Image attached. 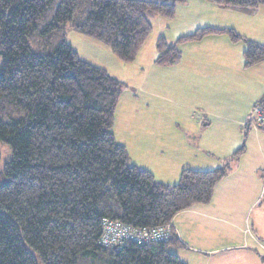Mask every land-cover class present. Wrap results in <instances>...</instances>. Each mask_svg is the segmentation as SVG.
Masks as SVG:
<instances>
[{
	"label": "trees",
	"instance_id": "1",
	"mask_svg": "<svg viewBox=\"0 0 264 264\" xmlns=\"http://www.w3.org/2000/svg\"><path fill=\"white\" fill-rule=\"evenodd\" d=\"M205 1L264 7V0ZM176 11L173 2L146 0H0V144L11 151L0 170V264H186L174 253L186 246L172 221L210 204L231 165L184 169L174 185L131 165L112 131L127 85L67 42L72 28L134 63L152 19L172 20ZM217 34L245 44L246 67L264 62V44L231 28L203 27L174 43L159 38L156 64L174 65L182 44ZM244 153L242 146L233 160ZM106 220L138 229L170 226V237L104 247Z\"/></svg>",
	"mask_w": 264,
	"mask_h": 264
},
{
	"label": "crops",
	"instance_id": "2",
	"mask_svg": "<svg viewBox=\"0 0 264 264\" xmlns=\"http://www.w3.org/2000/svg\"><path fill=\"white\" fill-rule=\"evenodd\" d=\"M194 1L201 5H206L204 4L205 2L210 3L205 0H203L205 2ZM156 23L162 24L160 22ZM185 23L184 27L189 28V30L196 28L194 29L195 31L205 26L220 29L234 27L233 22H204L202 25H200V22ZM155 24L153 23V27ZM259 29L264 31V22H260ZM194 30L188 31L187 35L193 34ZM182 31L180 30L179 32L181 33ZM160 36H165L168 39L166 34ZM157 39L153 44L152 50H150L149 57L144 51L140 50L138 53L139 58L143 57L148 60L145 62L146 75H149L155 69H160L159 65L156 64ZM168 40L171 41V39ZM180 47H185V50L188 49L186 53L182 52L180 61L174 65L164 67L173 68L177 65L179 81L195 85L197 88L204 87L208 90H220L229 95V97L225 95L217 96L216 101H213V106L219 105L222 112L225 111L226 114H229L226 115L224 113L227 117L214 118L206 113L201 106L197 107V109H200L194 115L192 113L186 118L175 116L183 121H189V126L185 131L195 133L191 128V124L205 127L209 126V123L224 121L225 124L228 122L234 125V129L237 128L236 131L241 134L246 129L248 132L251 130L255 131L254 134L260 133L262 130L249 129L245 126V123L252 118L254 105L264 98V84L261 82L257 83L258 80L255 82L254 76L258 71L264 70V62L252 67H246L241 52L244 48L239 43H232L228 36L224 34L210 35L199 41L184 43ZM114 78L118 79V77ZM118 80L125 83L123 79ZM149 84L146 81L142 88L144 89L142 93L145 95V100L142 104L134 102L130 106V112L134 109H138L136 110L138 113L140 111L144 112L143 121L145 125L151 124V122L165 124V122L170 120L174 121L172 119L173 116L167 114L171 102L167 99L168 85L163 84L162 80H156L153 84ZM231 91H245V95L242 96L241 100H232ZM186 108L188 107H182L185 110ZM232 108L236 109V113L232 111ZM201 131L202 128L198 130L199 133L197 134L201 135ZM114 136L116 141L126 148L128 156L131 147L133 148V153L143 155H147L145 152L151 151L154 152L153 154H158L160 152L159 148L162 147L171 152L177 150L175 147L176 143L172 141L170 135L167 136L164 132L159 135L145 130L137 133L133 132L128 143L119 141L116 133H114ZM262 153V158H264V151ZM262 158H259V163L261 164L264 162ZM134 166L151 171L158 182L169 184L168 181H163L161 177L158 179L151 168L138 164ZM238 166V168L230 172L231 174L229 175L231 176L227 177L228 180L224 179L217 186L210 204L195 205L179 213L172 221L175 234L186 246V248H177V252L174 253L186 264H264V235L259 233V229L255 230L256 232L253 229L250 230L249 219H247L250 210L261 202L260 193L256 192L259 188L256 183V170L258 167H242L241 173H238L239 168H241L240 164ZM194 168L195 170H211ZM182 170V167L176 170L178 178ZM172 177L174 178V176ZM236 187L238 190L235 189ZM241 216H244V227L239 226ZM178 251H186L189 256L186 259H182Z\"/></svg>",
	"mask_w": 264,
	"mask_h": 264
},
{
	"label": "rangeland",
	"instance_id": "3",
	"mask_svg": "<svg viewBox=\"0 0 264 264\" xmlns=\"http://www.w3.org/2000/svg\"><path fill=\"white\" fill-rule=\"evenodd\" d=\"M146 1H156L160 3L173 2L177 9L176 16L172 20H168L161 16L152 19V24H155V22H160L162 24L156 23L154 25L152 33L143 48L140 49L146 52L148 57L158 36L159 39L161 38L160 35L166 34L171 41L165 36L162 37L174 43L178 38L187 35L188 31L191 32L196 29L193 28V30H189V28L184 27L186 24L185 22H200V25L204 22H233L234 27L231 29H234L238 34L247 39L257 40L264 44V31L259 29L260 22H264V7L256 11H248L239 9H220L203 0L200 1L205 2L204 4L206 5L198 4L194 0ZM180 30L183 31L180 33ZM67 42L78 53L82 60L105 68L111 76L113 75L125 81L128 90L126 88L121 96L119 107L116 111L114 127L112 129V131L117 134L119 141H126V143H128L130 142L129 140L133 132L137 133L138 131L145 130L155 132L157 135L164 132L167 136L170 135L172 141L176 143L175 147L177 150H173V152L162 147L159 148L160 152L158 154H153L154 152L151 151L145 152L147 155L133 153V148L131 147L132 149L130 148L129 152L131 165L138 164L149 167L154 171L158 179L161 177L163 181H168L171 185L179 181L181 173L178 178L176 170L178 168L181 169V167L183 170L184 168L195 169L194 167L213 170L230 164L232 167L230 172H232L238 168L240 164L241 168H239L240 170L238 173H241L242 167H258L256 170V183L259 188L256 192L260 193L259 198L261 202L250 210L247 219H249L250 230L253 229L254 232H256L255 230L259 229V233L264 235V231L262 232L264 229V162L262 164L259 163V158L263 157L262 151H264V130L258 134H254L255 131L251 130L248 132L246 129V131L241 134L236 131L237 128L234 129V125L228 122L225 124L224 121H217L209 123V126L205 127L191 124V128L195 133H190L185 131L189 126V121H183L177 118L179 116L186 118L192 113L194 115V113H197L200 109H197L198 106H201L206 113L214 118L227 117L225 116L226 112L224 110V112H222L219 105L216 107L213 106V101H216L217 96L225 95L229 97L228 94L220 90H208L204 87L197 88L195 85L179 81L177 65L173 68L159 66L160 69H157L158 71L155 69L152 73L146 75L145 62L148 61L147 59L143 57L139 58L138 56L136 59L137 61L134 63H124L112 53L109 47L84 35L78 34L72 28L68 29ZM239 44L244 48L241 51L243 55L246 48L245 44L243 42H239ZM179 48L183 53H186L188 50H185V47ZM254 76L255 82L258 80L257 83L261 82L264 84V70L258 71ZM251 79L253 78L251 77ZM156 80H162L163 84L168 85L167 99L171 102L167 114L173 116L172 119L174 121L170 120L169 122H165V124L151 122V124L145 125L143 121L144 112H136L138 109H134L130 112V106L134 102L142 104L145 100V95L142 93L144 89L142 88L146 81L148 84H153ZM244 95L245 91H233L231 98L232 100H241ZM182 107H188L189 109L186 108L185 110L182 109ZM232 111L236 113L235 108H232ZM200 128H202L201 135L197 134ZM242 146L245 147L244 155L239 160L234 161V153ZM0 151L2 153L0 170H2L5 163L11 157V151L6 144H0ZM230 172L229 174H231ZM229 174L227 177L231 176ZM169 176L171 177L168 179ZM172 176H174V178ZM227 177L225 180H228ZM235 189L238 190L237 187ZM260 212L262 213L260 214ZM239 226H245L244 216H241ZM175 250L174 252H177V249ZM178 253L182 259H186V257L189 256V253L186 251H178Z\"/></svg>",
	"mask_w": 264,
	"mask_h": 264
},
{
	"label": "built area",
	"instance_id": "4",
	"mask_svg": "<svg viewBox=\"0 0 264 264\" xmlns=\"http://www.w3.org/2000/svg\"><path fill=\"white\" fill-rule=\"evenodd\" d=\"M245 126L264 130V99L254 106L252 118L245 123ZM103 226L100 244L104 247L118 246L126 241L136 243L165 241L170 237V226L138 229L110 220H106Z\"/></svg>",
	"mask_w": 264,
	"mask_h": 264
}]
</instances>
